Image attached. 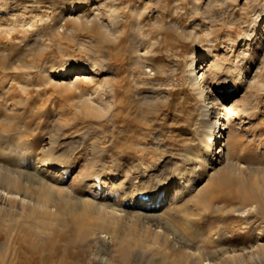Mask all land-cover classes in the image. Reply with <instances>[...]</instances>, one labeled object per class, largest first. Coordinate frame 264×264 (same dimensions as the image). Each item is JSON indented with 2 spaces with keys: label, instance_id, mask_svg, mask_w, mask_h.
I'll return each mask as SVG.
<instances>
[{
  "label": "rangeland",
  "instance_id": "374dc122",
  "mask_svg": "<svg viewBox=\"0 0 264 264\" xmlns=\"http://www.w3.org/2000/svg\"><path fill=\"white\" fill-rule=\"evenodd\" d=\"M13 1L17 2L19 8H21V5L25 7L28 4V7L41 9L40 11L48 13L49 17L45 21L40 18L37 19L36 22L39 26H34L35 29L30 26L31 29H34L32 35L29 33L25 35V33L14 30L10 38V35L7 32L3 34L5 33L3 31L0 38V112H2V94H6V96L9 94L7 96L9 99L18 100V102L20 100V106L24 107L25 110H28L30 105L32 107V101L34 100H36L34 105L39 107H35L28 118L25 115L24 117L19 115L21 118L17 116L13 121L0 120V156L1 152L6 151L4 146L7 143L14 146H24L29 141V133L32 132L30 127L33 126L40 115L44 114L45 117L46 114L50 115L52 113L47 121L42 116L45 121L42 122L43 124L41 123V126L46 125L47 130H38L35 135L36 138L40 137V134L44 136L45 133V137H47L51 130L53 136H56L54 131L57 129L61 137L64 136L69 139L70 136L77 135L80 129V133L83 132L88 137L82 148L83 151L81 150L79 155L82 168L86 164L84 171L88 170L97 161H99V164L105 162L104 164L109 169L115 162L122 163L124 169L129 167L135 169L141 164L145 167L148 161L156 158L157 153L154 151V147L156 141H158L157 136H161L162 143L166 140L164 143L167 144L169 149L166 154L179 156L185 152V154L188 153L191 156L188 162L201 161L204 152L196 135L195 125L200 123L198 119L202 116H200L199 108H197L199 103L195 99L196 97L188 85H185L182 70L184 69V60L191 51L214 46L213 53L219 54L220 63L223 62L222 67L230 63L238 65L241 62L242 49L246 48L242 44L245 42L243 40L245 38L244 27L247 26L248 18L253 15L255 6L264 4V0H224V4L217 5L213 10L211 6H206V0H200L201 9L206 6V12H203L195 8L193 5L194 0H106L107 7L116 3L119 10L121 9V24L124 26L116 39H110L103 36L96 20L93 24H90L85 19L81 21L73 17L67 18L64 13L65 8L71 5L70 0ZM144 4H147L145 10ZM136 8L148 11L147 13L144 12V15L146 17L150 15L151 17L149 23L143 26V30H137L133 26L134 17L137 13ZM157 11H162L166 16V20L163 22L162 19L158 20L155 17ZM108 14L109 12L105 10L102 15L107 19ZM191 16L193 19H197L195 26H192L193 19ZM187 19H189L190 24ZM197 21L201 22L198 23ZM185 27V31H182ZM194 28L199 32L200 37L189 31ZM260 34H257V38L252 41V46H250L251 57L246 63L250 78L241 81L236 80V87H232L235 89V95L231 98L234 100L230 103L229 116H231L230 119L234 118L235 121L231 120L235 123L231 128L236 130L235 127L239 125L240 128L236 130L237 132L233 131V142L230 143L228 148V152L232 153L230 157L233 162H239L241 166L249 162L253 166L257 165L258 169L264 168V99L258 94V89L264 80V34L261 37ZM232 39H236V42H231ZM150 46L154 48V54L152 51L151 55L149 54V57L145 60L137 56L139 51L143 52L145 48ZM69 58L76 62L84 61L89 64L94 62L93 65L96 62L98 68L101 67L100 65L104 61L109 63L111 69H105L103 72L98 70L99 74H96L95 82L98 84L99 81L106 78V80L109 79L108 81L117 84H115L113 92L110 93L113 99V108L110 114L100 115L88 112L84 109V103L80 101L83 90L94 88L96 85L93 82L94 80L93 83L91 82L88 85L86 82H81L82 91H78V89L67 90L64 85L62 87L57 85L44 87L42 79H44L45 68L58 67ZM146 68L148 73L143 72ZM219 71L222 73L221 68L217 70V72ZM14 75H17L16 79L25 78L28 79L29 83L32 81L29 93L21 87ZM11 78L15 80L13 86L11 85L8 89L7 84L12 81ZM35 81H43V84L36 85ZM157 81L158 83H156ZM78 84H80V81H78ZM3 86L6 90L3 89ZM14 91L15 93H13ZM146 95L149 97H145ZM77 105H82L83 109H80ZM247 105H250L253 111L249 110ZM129 111L131 112L129 113ZM212 111L213 108H210L208 115H206L207 120L214 117ZM85 113L87 114L85 115ZM52 120L57 121L53 122ZM207 120L204 124L208 122L207 124L210 126L205 124L208 130L212 128L213 123L212 121L209 123ZM67 132L69 133L67 134ZM140 132L144 137L141 136ZM143 138L147 140L145 141ZM90 140L94 146L92 153L89 154L85 146ZM143 144L150 146L147 147L148 149L146 148L147 150H144L142 149L143 146L141 147ZM132 146L133 150L130 148ZM86 151L87 153H85ZM101 153L104 154L101 155ZM138 153L140 154L138 155ZM86 157L88 159L84 162ZM109 162L111 164H108ZM135 163L140 165L138 166ZM186 167L187 165H183V169ZM255 173H252L253 176H247V180L242 182L240 181L241 175L237 176L235 174V177L228 170H219L215 177L213 176L212 185L207 190L208 195L206 194V196L208 197L209 206L206 209H202V205L194 200L181 204V209L180 207L177 208L174 203L170 204L171 206L167 209V216L191 239V246L188 248H172L165 244L164 247L160 248L158 247L160 238L156 237L154 240V243H156L153 244L150 241L152 235L148 231L145 235L140 236L141 240L148 241L146 244L143 242L137 243L134 239L130 240L132 244L136 247H142L143 250L152 248L151 252H142L140 258L130 252L127 247L121 248L116 244L112 249L105 252L100 263L96 242L91 236H79L71 215L63 216L62 219L66 225L57 224L62 216L60 218L54 217L56 223L45 226L46 232H39L30 227L33 223L31 217L27 218L25 215L20 217L17 210L0 207V264H168L159 261L158 256L160 255L168 260L182 257V261L176 259L178 264L190 256L188 254L189 249L195 251L197 264L210 262L212 264H264V229L262 234L258 236L259 238L255 240L252 237V230L245 228L247 221L250 222L249 226L251 228H264V174ZM251 177L253 179L257 178L258 181L261 180L258 184L261 187H257L258 190L260 189L259 194L263 199L260 200L261 204H258L256 209L252 211L251 217L246 218L245 215L236 211L235 207L248 208L252 203H256V199L250 190ZM184 208H187L189 212L184 213ZM46 217L48 218V215ZM17 218H19L18 223L15 224ZM213 230L219 231L220 242L206 241V235ZM130 233L138 236L135 227ZM115 234L124 236L119 227H116Z\"/></svg>",
  "mask_w": 264,
  "mask_h": 264
},
{
  "label": "bare ground",
  "instance_id": "6f19581e",
  "mask_svg": "<svg viewBox=\"0 0 264 264\" xmlns=\"http://www.w3.org/2000/svg\"><path fill=\"white\" fill-rule=\"evenodd\" d=\"M70 1H71L70 3L71 5L70 6L68 5L65 8V13L63 12L67 18L73 17L74 19L81 21L85 19L90 24H93L94 20H96L98 23V27L101 33L103 34V36L108 37L110 39H116L120 35V31H122L124 26L121 24L122 21V14L120 12L121 9L119 10V7L118 5H116V3L113 4L110 3L112 5H109V7H107L106 0H85L83 2L80 0H70ZM199 2L201 1L194 0L193 5L195 6L196 9L202 10L203 12H206L207 5L208 7L211 6L212 7L211 9L215 10L217 5H221L222 3L224 4V0H206L205 2L206 6H204V8L201 9L200 6L201 4ZM16 3L13 0H0V38L2 36L3 31H5V33L3 34H6L7 32L8 35H10V38L12 37L14 30L25 33V35H28V33L29 34L34 33L32 31H34V29L39 26L36 20L40 18L45 21V19L49 17V14L40 11L41 9L28 7L27 6L28 4L25 7L21 5L22 8L21 9L17 7L18 4ZM146 5L147 4H144L143 6L144 10ZM105 10L109 12L107 19H105L102 15ZM253 10H254L253 15L250 18H248L247 26L244 27L245 38L243 40H245V42L242 44L245 45L246 48L242 49L243 54H242L241 62L238 65L234 63H230V64L226 63L227 65L222 67L221 64L223 62L220 63L219 60L220 57L218 58L219 54L217 55L213 53V51L215 50L214 46L203 47L196 51H191L190 53H188V56H186L185 60L183 59L185 63H184V69L182 70L184 72L183 78L185 81V85H188L189 89L196 97L195 99L199 103L197 108H199L200 116H202L201 118L198 115L200 117V119H198L200 120L199 121L200 123L198 125L194 124L196 126L195 129L196 135L198 137L200 144H202V150L204 152V157H202L201 161L196 160L197 162L194 161L188 162L191 156L188 153L185 154V152H183L184 154L181 153V155L179 156H175L174 154H166L169 151L167 144L164 143L166 142V140L162 143L161 136L160 137L157 136L158 141H156L154 147V151H156L157 153V155H155L156 158L151 161H148L145 167L142 166V164L141 166H139L140 164L138 165L135 163L136 165L139 166L138 168L131 169L132 167H129L128 169H124L122 163L115 162L109 169L104 164L105 162L104 163L100 162L99 164L98 163L99 161H97V163L94 162L95 164L92 165L89 169L87 168L88 170L84 171L83 169L85 168L86 164H84L82 168V165L79 162V155L85 144L86 139L88 138L87 135L83 132L80 133L81 130L79 129L78 131L79 133L77 135L74 136L72 135L68 139L67 137L65 138L64 136H63L64 138L61 137L60 132L57 129L56 130L54 129L55 130L54 132H56L55 133L56 136H53L54 134L53 132H51L52 131L51 130L47 137H45L46 135L45 133L44 136L40 134L41 136L36 138L35 135L37 134L38 130L41 129L43 131L47 130L46 125L41 126V123L45 120L47 121L50 115H52V113L51 114L49 113L50 115L46 114L44 117V114L42 115L41 112L40 117L35 121L33 126L30 127L32 132L29 133L28 135L29 141L25 143L24 146H18V145L14 146L7 143L4 146L6 151L1 152L0 207L8 208L10 210L12 209L17 210L19 212L20 217H22V215H25V217L27 218L31 217L33 223L30 225V227L39 232H46L47 230L45 226L55 224L56 222L53 219L54 217L60 218V216H62L57 221V224L66 225V223L62 218L63 216L65 217L66 215L68 216L71 215V218L74 222V225L77 229L79 236L80 237L91 236L92 239L96 242L97 244L96 247H98V257L100 259V263L101 260L103 259L105 252L112 249L116 244L119 245L121 248L127 247L130 250V252H133L139 258L142 252H147V253L151 252L152 251L151 247L148 248V250H143L142 247L140 246L136 247L130 241L131 239H134L137 243L143 242L144 244H146L148 241L145 242V240H141L140 236L145 235V233L148 231L152 235L150 241H152L153 244L156 243V242L154 243L156 237L160 238V240L158 241L159 242L158 247L160 248L164 247L165 244L172 248L190 247L191 239L184 233V231H182L178 226H176L175 222L174 223L172 222L173 220H171V218L167 216V209L171 206L170 204L174 203L176 204L177 208L180 207L181 209L182 208L180 206L181 204H184L185 202L187 203L190 200H194L199 205H202L201 206L202 209H206L209 206L208 197L206 196L207 190L212 185L213 176L215 177L216 173H218L219 170H224V169L228 170L230 171L231 174L233 173V176H235V174H237V176L241 175L242 177H240V181L242 182H245L247 180L246 179L247 176H251L252 173L256 172V173H260L261 175L264 174V168L258 169L257 165L253 166L248 162V163H244V165L242 164L243 166H241L239 162L238 163L233 162L232 158L230 157L232 153L230 151L228 152L229 145L231 142H233L232 135H233V131L235 130L234 128H233L234 130H232L231 128L232 125L235 123L232 122L234 118H231L232 119L231 120L230 119L231 116H229L230 103L234 100L231 98L232 96L235 95V89L232 87H236L235 86L236 80L241 81L243 79L247 80V78H250L248 76L249 69L248 67H246V63L250 59L252 53L250 46H252L251 44L253 39L257 38L258 36L257 34L261 33L259 35L260 37L261 35L264 34V24H263L264 4L263 5L257 4ZM144 12L146 11H143V9H137V13L134 17L135 19L133 22V26H135L137 30L138 29L143 30V26L146 23H149V21L151 20L150 15L146 17L144 15ZM155 17L158 18V20L162 19V22L166 20L165 18L166 16L163 14L162 11H157ZM187 20L189 21V19ZM196 20L193 19L192 26H195L197 24ZM173 21L175 22L176 20ZM30 26H33L34 29L33 28L31 29ZM185 29L186 27L183 28L182 31L183 30L185 31ZM189 31L195 34L197 37H200L199 32H197L195 28L190 29ZM2 39L4 38L2 37ZM8 40L9 39L7 38V41ZM231 42L233 43L236 42V39H232ZM153 49L154 48L152 46L145 48L143 52L139 51L137 56L145 60L146 58L149 57V54L151 55ZM154 52L155 51H153V54ZM102 63L103 64L100 65L101 67L98 68L96 62L95 65H93L94 62L93 64L91 63L89 64L84 61L76 62L69 58L68 60L63 61V63L58 67L50 66L48 69L44 67L46 71L44 74V79H42L44 82L43 81L42 82L45 85L44 87L55 86V85L62 87L64 85L65 88H67V90L70 89L73 91L78 89V91L79 90L82 91L81 82H86L87 85L91 83L93 80H94L93 82H95L96 80L95 76L99 74L98 70H102L103 72V70L105 69L107 70L111 69L108 62L104 61ZM138 66H139V62H138ZM219 68H221L222 73H220L221 71L217 72ZM143 72L148 73L147 68ZM14 76L13 77L16 79L17 75ZM17 79L16 80L21 85V87L25 91H27V93H29L31 91L32 84L30 83L32 81L29 83L28 79L25 78L20 80L19 78ZM14 80H12L9 84H7L8 89L11 85L13 86ZM108 80H106V78L102 79L101 81H99L98 84L97 82H95L96 85L94 86L93 89L91 90L85 89L82 91L80 95V101L84 103V105L82 103L81 104L84 106V109H86L88 112H94L100 115L110 114V111L113 108L112 107L113 99L110 93L113 92V90L115 89L116 83ZM78 81H80V84H78ZM42 82L35 81V84L40 86V83L43 84ZM170 82L172 81L170 80ZM176 82H177V78H176ZM156 83H158V81ZM3 89H5L4 86ZM258 90H259L258 92L259 96L263 97L264 99V80ZM13 93H15V91ZM156 93L158 94V92ZM2 96H3L2 97L3 101H1L2 112H0V120L13 121L15 120L14 118H16L17 116L19 117V115H23V117L25 115V117L28 118L31 115L30 112L35 107L36 108L38 107L34 105L36 103V100H34L32 101L33 103L31 102L32 107L30 105L29 109L25 110L23 109L24 107L20 106L21 105L20 100L18 102V100L16 101L14 99H9V97H7L6 94H2ZM145 97H149V96L146 95ZM117 101H119V99H117ZM82 105H77V106H79L80 109H83ZM248 107L249 110L250 109L252 110V108H250V105ZM210 108L211 109L213 108L212 112H214V117H212L213 119L210 118V120L209 119L207 120L206 115H208ZM130 112L131 111H129V113ZM86 114L87 113H85V115ZM42 116L45 118V120L43 119ZM19 118H21V116ZM206 120L209 121V123L211 121L213 123L212 128L208 130L206 129L205 126V124L209 125L207 124L208 122L204 124ZM235 128L236 130H238L240 128V125ZM92 130L94 131V129ZM208 132H210L211 134H209ZM68 133L69 132H67V134ZM141 136H143L142 133ZM145 136L147 135L145 134ZM221 137H224L225 139L222 138L223 139L222 140ZM98 139L100 140V138ZM143 139L145 140V138ZM91 140L87 144V146H85L89 154L92 153V148L94 146ZM152 144L154 143L152 142ZM149 146L148 144L141 145L142 149L144 150ZM130 148L132 149L133 146ZM199 152H201V150H199ZM85 153H87V151ZM103 154L104 153H101V155ZM139 154L140 153H138V155ZM217 154L219 155L217 156ZM86 159H88V157L84 159V162H86ZM106 162L108 161L106 160ZM108 164L111 163L109 162ZM183 165H187V167L183 169ZM260 181H258L257 178L254 179L252 178V182H251L250 179V190L252 195L256 199V203H252L251 206L248 208H244L240 206L235 207V210L239 211L240 214L245 215L246 218L251 217L250 214H252V211L256 209L258 204H261L260 200L263 199L260 197L259 194L260 189L258 190V187L259 188L261 187L260 185H258ZM183 210L184 213L189 212L187 208H184ZM46 215H48V218L46 217ZM19 218H17L15 224L18 223ZM249 225L250 222L247 221V223L245 224V228H247L248 230H252V237L255 238V240L258 239L259 238L258 236L262 234L264 228L263 227L251 228V226ZM116 227H119L121 232L124 233V236L115 234ZM134 227L136 232L138 233L137 234L138 236L130 233V231H132ZM255 235L256 237H254ZM206 236H207L206 241L209 240V241L220 242V233L217 230L208 232ZM188 254H190V256L187 257L185 261L178 264H197L195 261V251L189 249ZM158 259L161 263H168V264H177L176 259L182 261V257H175L173 259L168 260L165 259L163 255L158 256ZM207 264H212V263L210 262Z\"/></svg>",
  "mask_w": 264,
  "mask_h": 264
}]
</instances>
